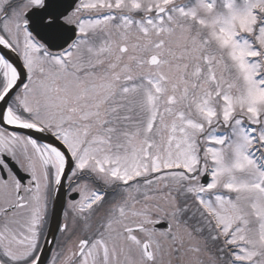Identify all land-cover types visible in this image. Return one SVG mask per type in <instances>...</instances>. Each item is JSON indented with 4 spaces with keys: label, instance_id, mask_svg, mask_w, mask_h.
Returning a JSON list of instances; mask_svg holds the SVG:
<instances>
[{
    "label": "snow or ice",
    "instance_id": "snow-or-ice-1",
    "mask_svg": "<svg viewBox=\"0 0 264 264\" xmlns=\"http://www.w3.org/2000/svg\"><path fill=\"white\" fill-rule=\"evenodd\" d=\"M0 264H264V0H0Z\"/></svg>",
    "mask_w": 264,
    "mask_h": 264
}]
</instances>
